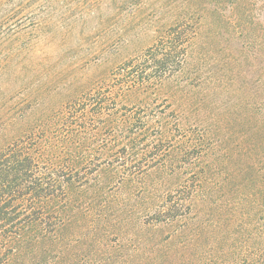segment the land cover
<instances>
[{"label": "rangeland", "instance_id": "obj_1", "mask_svg": "<svg viewBox=\"0 0 264 264\" xmlns=\"http://www.w3.org/2000/svg\"><path fill=\"white\" fill-rule=\"evenodd\" d=\"M178 3L0 0V152L32 143L69 181L47 206L62 220L59 262L183 264L155 247L177 249L189 219L263 210L250 206L264 180L260 29L198 39L162 82L120 79ZM169 202L183 205L175 221L153 227Z\"/></svg>", "mask_w": 264, "mask_h": 264}, {"label": "trees", "instance_id": "obj_2", "mask_svg": "<svg viewBox=\"0 0 264 264\" xmlns=\"http://www.w3.org/2000/svg\"><path fill=\"white\" fill-rule=\"evenodd\" d=\"M177 6V13L172 15L174 23L157 42L121 68L123 83L153 85L172 77L186 65L188 53L198 39H211L222 33L249 34L257 28L263 33L260 45L264 46V0H180ZM34 146L15 144L0 152V264H85L74 260L59 262V257H53L59 250L57 227L62 220L56 211H48L47 206L57 199L58 191L64 190L62 183H70L58 179L56 168L47 163L46 151ZM255 183L258 186L250 206L254 210L259 205L263 210L258 212H262L264 180L256 179ZM182 206L178 202L163 206L152 215L153 227L174 222L177 207ZM239 210L238 217V210H234L225 221L222 217L189 219L191 223L188 229H182L177 249L164 247L162 242L156 244L147 231L140 238L157 245L156 260L174 258L183 264H264V215L260 218L258 212L252 215ZM45 221L50 222L49 230ZM147 222L145 225H150ZM31 229L37 232L30 235ZM44 255L50 258L44 260Z\"/></svg>", "mask_w": 264, "mask_h": 264}]
</instances>
